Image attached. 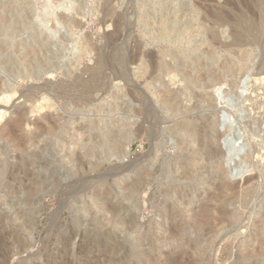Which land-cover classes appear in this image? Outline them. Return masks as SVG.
<instances>
[{
  "label": "rangeland",
  "instance_id": "374dc122",
  "mask_svg": "<svg viewBox=\"0 0 264 264\" xmlns=\"http://www.w3.org/2000/svg\"><path fill=\"white\" fill-rule=\"evenodd\" d=\"M262 28L264 0H0V264H264Z\"/></svg>",
  "mask_w": 264,
  "mask_h": 264
},
{
  "label": "bare ground",
  "instance_id": "6f19581e",
  "mask_svg": "<svg viewBox=\"0 0 264 264\" xmlns=\"http://www.w3.org/2000/svg\"><path fill=\"white\" fill-rule=\"evenodd\" d=\"M206 13V12H205ZM212 13V12H211ZM206 14H208V13H206ZM213 14V13H212ZM262 15H263V13H261ZM174 15H176V14H174ZM206 16V15H205ZM204 16V17H205ZM223 17V16H222ZM224 17H226V16H224ZM205 19V18H204ZM229 19V18H228ZM227 20V19H226ZM261 20V19H260ZM212 21V20H211ZM218 21V20H217ZM263 21V20H262ZM208 22V21H207ZM213 22H215V20L213 21ZM222 22V21H221ZM236 22V21H235ZM205 23V22H204ZM225 23V22H224ZM203 24V23H202ZM207 24V23H206ZM209 24V23H208ZM216 24V23H215ZM229 24V23H228ZM228 24H226V25H228ZM231 24V23H230ZM235 24V23H234ZM237 24V23H236ZM189 25V24H188ZM200 25V24H199ZM218 25V24H217ZM232 25V24H231ZM262 25V24H261ZM212 26V25H211ZM237 26H239V25H237ZM206 27V26H205ZM236 27V26H235ZM240 27V26H239ZM263 27V26H262ZM219 28V27H218ZM231 28V27H230ZM199 29V28H198ZM212 29V28H211ZM233 28H231V30H232ZM262 29H264V28H262ZM234 30V29H233ZM240 30V29H239ZM161 31V30H160ZM164 31V30H163ZM213 31V30H212ZM215 31H216V29H215ZM227 31V30H226ZM241 31H242V28H241ZM245 31V30H244ZM166 32V31H165ZM164 32V33H165ZM209 32H211V30L209 31ZM231 33V32H230ZM233 33V32H232ZM156 34H157V32H156ZM204 34V33H203ZM222 34V33H221ZM242 34V33H241ZM151 35V34H150ZM245 35H246V31H245ZM243 36V35H242ZM241 36V37H242ZM249 36V35H248ZM210 37V36H209ZM212 37V36H211ZM239 37V36H238ZM238 37L236 38L237 40H238ZM240 37V38H241ZM216 38V37H215ZM217 39H219V38H217ZM234 39V38H233ZM215 40V39H214ZM252 40V39H251ZM205 41V40H204ZM219 41V40H218ZM235 40H233L232 42H234ZM160 42V41H159ZM201 42V41H200ZM211 42V41H210ZM251 42V41H250ZM215 43V42H214ZM238 43V42H237ZM248 43V42H247ZM199 44V43H198ZM231 44V43H230ZM252 44V43H251ZM256 44V43H255ZM205 44H203V46H204ZM209 45V44H208ZM216 45V44H215ZM217 45H220V44H217ZM222 45V44H221ZM202 46V45H201ZM202 46V47H203ZM206 46V45H205ZM231 46V45H230ZM230 46H227V47H230ZM239 46V45H238ZM244 46V45H243ZM247 46V45H246ZM251 46V45H250ZM211 47V46H210ZM221 47V46H220ZM205 48V47H204ZM223 48V47H222ZM225 48H226V46H225ZM210 49H212V47L210 48ZM214 49V48H213ZM216 49V48H215ZM264 49V48H263ZM205 50V49H204ZM207 50V49H206ZM209 50V49H208ZM232 50V49H231ZM238 50V49H237ZM176 51V50H175ZM216 51V50H215ZM239 51V50H238ZM245 51V50H244ZM153 52V51H152ZM206 52V51H205ZM219 52V51H218ZM264 52V51H263ZM177 53V52H176ZM203 53H204V51H203ZM233 53V52H232ZM151 54V53H150ZM209 54V53H208ZM216 54V53H215ZM221 54V53H220ZM259 54H260V52H259ZM147 55V54H146ZM187 55V54H186ZM262 55H264V54H262ZM148 56V55H147ZM151 56V55H150ZM176 56V55H175ZM211 56H213V55H211ZM222 56V55H221ZM180 57V56H179ZM179 57H177V58H179ZM262 57V56H261ZM181 58V57H180ZM198 58V57H197ZM155 59V58H154ZM154 59L152 58V57H150V60H151V62H153L154 61ZM182 59V58H181ZM264 59V58H263ZM180 60V59H179ZM219 60H220V58H219ZM229 61V60H228ZM262 61V60H261ZM181 62V61H180ZM183 62V61H182ZM182 62H181V64H182ZM196 62V61H195ZM198 62V61H197ZM213 62V61H212ZM216 62V61H215ZM218 63V62H217ZM156 64V63H155ZM168 64V63H167ZM180 65V64H179ZM197 65V64H196ZM172 67V66H171ZM165 68V67H164ZM168 68V67H167ZM252 69V68H251ZM261 70L256 74V76L254 77V81H255V83L256 84H259V85H261L262 83H263V86H264V62H263V66L260 68ZM159 70V69H158ZM181 70V69H180ZM263 70V71H262ZM25 71V70H24ZM164 71V70H163ZM171 71V70H170ZM169 71V72H170ZM249 71V70H248ZM251 71V70H250ZM249 71V72H250ZM145 72V71H144ZM153 72V71H152ZM248 73V72H247ZM246 73V74H247ZM96 74V73H95ZM94 74V75H95ZM138 74V73H137ZM153 74V73H152ZM157 74V73H156ZM29 75V74H28ZM206 75V74H205ZM249 75V74H248ZM255 75V74H254ZM95 76H97V75H95ZM192 76V75H191ZM225 76V75H224ZM207 77V76H206ZM227 77V76H226ZM233 77V76H232ZM253 77V76H252ZM192 78V77H191ZM222 78V77H221ZM251 78V77H250ZM229 80V79H228ZM215 81V80H214ZM220 81V80H219ZM253 81V80H252ZM204 82H205V80H204ZM156 83V82H155ZM202 83V82H201ZM228 83V82H227ZM206 84H207V82H206ZM200 85V84H199ZM210 85V84H209ZM217 85V84H216ZM221 85V84H220ZM2 86V85H1ZM145 86V85H144ZM253 87V86H252ZM144 88V87H143ZM215 88V87H214ZM235 88V87H234ZM260 88V87H259ZM40 89V88H39ZM38 89V90H39ZM43 89V88H42ZM160 89V88H159ZM258 89V88H257ZM256 89V90H257ZM262 89V88H261ZM214 90V89H213ZM253 90V89H252ZM264 90V89H263ZM1 91V90H0ZM9 91V90H8ZM254 91V90H253ZM46 92V91H45ZM51 92H52V90H51ZM178 92V91H177ZM3 93H5V91L3 92ZM21 93H23V92H21ZM37 93H39V92H37ZM154 93V92H153ZM171 93V92H170ZM254 93V92H253ZM257 93H258V91H257ZM43 94V93H42ZM169 94V93H168ZM203 94V93H202ZM261 94V93H260ZM229 95V94H228ZM1 96V95H0ZM29 96V95H28ZM169 96V95H168ZM168 96H161V97H163V100H164V102L165 103H169V105L172 103V101H170L169 100V97ZM196 96H197V94H196ZM251 96V95H250ZM11 98V95H4L3 97H1L0 98V110H2L3 109V107L4 106H2V105H8V101H9V99ZM260 99H261V97H260ZM251 100L253 101V99H252V97H251ZM175 101V100H174ZM188 101V100H187ZM202 101V100H201ZM191 102V101H190ZM254 102H255V100H254ZM258 102V101H257ZM11 103V102H10ZM189 103V102H188ZM194 103H196V102H194ZM47 104V103H46ZM263 104V105H262ZM261 104V101H260V103L258 104H256V103H253V104H249L250 106H252V108H253V106H255V105H262L263 106V114H264V99H263V103ZM153 105V104H152ZM168 105V106H169ZM173 105H174V103H173ZM150 106V105H149ZM172 106V105H171ZM243 106H245V105H243ZM151 107V106H150ZM213 107H214V105H213ZM175 109V108H174ZM179 109V108H178ZM246 109H248V108H246ZM215 110V109H214ZM220 110V109H219ZM259 110V109H258ZM247 111V110H246ZM249 112H250V110H248ZM173 112H175V111H173ZM241 112V111H240ZM18 113H20V112H18ZM189 113V112H188ZM242 113V112H241ZM5 112H3V111H0V121L1 120H3L4 119V116H5ZM137 114V113H136ZM176 113H174V115H175ZM247 114V113H246ZM23 115V114H22ZM184 115V114H183ZM251 115V114H250ZM207 116V115H206ZM251 117V116H250ZM257 117V116H256ZM189 118V117H188ZM198 118V117H197ZM241 118V117H240ZM220 119V118H219ZM236 119V118H235ZM244 119V118H243ZM262 119V118H261ZM186 120V119H185ZM188 120V119H187ZM239 120V119H238ZM251 120H252V122H250V120H248L249 122V125L248 126H250V128H252V127H254V129L256 130V129H259V120L260 119H256V118H254V115L251 117ZM242 121H244V120H242ZM262 121H264V120H262ZM262 121H261V123H262ZM219 122V121H218ZM52 123V122H51ZM54 123V122H53ZM197 123H198V121H197ZM220 123V122H219ZM55 124V123H54ZM211 123L209 122V121H207L205 124H204V129L205 128H208V129H210L209 128V125H210ZM240 124V123H239ZM44 125V124H43ZM42 125V126H43ZM243 125V124H242ZM263 125H264V123H262V127H263ZM212 126V125H211ZM210 126V127H211ZM244 126V125H243ZM246 126V125H245ZM83 127V126H82ZM46 128V127H45ZM89 128V127H88ZM6 129V128H5ZM44 129V128H43ZM219 129V128H218ZM8 130V129H7ZM15 130V129H14ZM83 130H84V128H83ZM12 131H13V129H12ZM117 131V130H116ZM229 131H231V130H229ZM7 132V131H6ZM45 132H46V130H45ZM80 132V131H79ZM137 132V131H136ZM181 132V131H180ZM250 132V131H249ZM8 133H10V132H8ZM14 133V132H13ZM153 133V132H152ZM259 133H260V131H259ZM223 134V133H222ZM221 134V135H222ZM15 135V134H14ZM44 135V134H43ZM54 135V134H53ZM82 136V135H81ZM215 136V135H214ZM232 136V135H231ZM12 137V133H11V135H8V138H11ZM19 137V136H18ZM152 137V136H151ZM13 138H15V137H13ZM64 138V137H63ZM7 139V138H6ZM16 139V138H15ZM89 140V139H88ZM81 142V141H80ZM21 143V142H20ZM178 143V142H177ZM233 143H235V142H233ZM48 144V143H47ZM255 144V143H254ZM19 145V144H18ZM34 145V144H33ZM36 145V144H35ZM37 145H39V144H37ZM192 145V144H191ZM21 146H22V144H21ZM21 146H19L18 147V149L20 150V149H22L21 148ZM218 146V145H217ZM236 146V145H235ZM262 146V145H261ZM12 147V146H11ZM193 147V146H192ZM216 147V146H215ZM240 147H242V146H240ZM239 147V148H240ZM252 147V146H251ZM3 148V147H2ZM10 148V147H9ZM24 148V147H23ZM239 148H238V150H239ZM244 148V147H243ZM241 149V148H240ZM252 149H254V150H252ZM252 149H251V151H253V153H246V151L244 152V153H240L239 154V156L241 157V158H243V159H245V163H247V161H249V160H252L253 161V157H256L257 156V154H256V152H258L259 150L257 149V147L256 146H254L253 145V147H252ZM262 149V148H261ZM26 150V149H25ZM242 150V149H241ZM240 151V150H239ZM1 153H0V156H1V158H0V164H2L1 165V167H0V169L2 168V171H1V174L4 176H6V174L11 178L12 177V170H13V168H14V166H11L10 168L8 167V169H6V171H5V168H6V162H7V160H6V157H7V152L5 151V150H2V151H0ZM12 152V151H11ZM242 152V151H241ZM248 152V151H247ZM261 152V151H260ZM22 153V152H21ZM87 153V152H86ZM239 153V152H238ZM255 154H256V156H255ZM21 155V154H20ZM68 155V154H67ZM150 155V154H149ZM69 156V155H68ZM87 156V155H86ZM18 157V156H17ZM21 160H22V156H20L19 157ZM18 158V159H19ZM66 158V157H65ZM69 158V157H68ZM205 158V157H204ZM70 159V158H69ZM255 159V158H254ZM257 160L258 159H261V155H260V157H259V155H258V157L256 158ZM255 159V160H256ZM21 160H20V162L18 161V163H16V167H20V168H18L17 169V171L19 172V175H21V176H23V178L22 177H20L23 181H25V183H26V180H28V178L26 179L25 177V175H26V171L25 170H23V169H21L22 167V163H21ZM256 160V162H258V161H260V160H258L257 161ZM81 161V160H80ZM82 162V161H81ZM254 162V161H253ZM252 162V163H253ZM255 162V163H256ZM41 163V162H40ZM39 163V164H40ZM82 164V163H81ZM258 164V163H257ZM259 164H261L260 162H259ZM11 165V164H10ZM32 165V164H31ZM202 165V164H201ZM254 165V164H253ZM261 165H263V163L261 164ZM40 166V165H39ZM42 166H43V164H42ZM51 166V165H50ZM84 166V165H83ZM89 166V165H88ZM250 166V165H249ZM252 166V165H251ZM31 167V166H30ZM44 167L46 168V165H44ZM43 167V168H44ZM77 167V166H76ZM248 167V166H247ZM258 168V170H259V172L261 171V173L263 174V176H264V166L262 167L261 166V168H260V166H257ZM82 168V167H81ZM87 168V167H86ZM126 168V167H125ZM124 168V169H125ZM130 168V167H129ZM220 168H222V167H220ZM245 168H246V166H245ZM254 168V167H253ZM256 168V167H255ZM15 169V168H14ZM234 169V168H233ZM250 169V168H249ZM16 170V169H15ZM36 170V169H35ZM127 170V169H126ZM196 170V169H195ZM244 170V169H243ZM29 171V170H28ZM34 171V170H33ZM79 171V170H78ZM30 172H32V171H30ZM56 172H58V171H56ZM77 172V171H76ZM121 172H123V171H121ZM227 172V174H234V172L231 170V171H226ZM240 172V171H239ZM238 172V173H239ZM38 173V172H37ZM79 173H80V171H79ZM245 173V172H244ZM0 174V175H1ZM18 174V173H17ZM113 174H115V173H113ZM254 174V173H253ZM256 174V173H255ZM82 175V174H81ZM76 176V175H75ZM78 176V175H77ZM110 176H112V174L110 175ZM154 176V175H153ZM192 176V175H191ZM34 177V176H33ZM47 177V176H46ZM80 177V176H79ZM51 178H55V176L54 177H51ZM57 178V177H56ZM154 178V177H153ZM257 178V177H256ZM264 178V177H263ZM3 179V178H2ZM12 179V178H11ZM35 179V178H34ZM83 179V178H82ZM143 179V178H142ZM216 179V178H215ZM246 179V178H245ZM42 180H44V178L42 179ZM52 180V179H51ZM50 180V181H51ZM59 180V179H58ZM84 180V179H83ZM83 180H81V181H83ZM250 180V179H249ZM251 180H253V179H251ZM15 182V181H14ZM56 182V181H55ZM54 182V183H55ZM74 182V181H73ZM247 182V181H246ZM12 183V182H11ZM12 184H15V183H12ZM11 184V185H12ZM53 184V183H52ZM56 184H58V183H56ZM223 184H224V187H223V189L226 191V192H233L234 193V190H235V187L233 186V185H231V184H229V183H226L225 181L223 182ZM19 185V184H18ZM77 185V184H76ZM80 185V184H79ZM128 185H129V183H128ZM145 185V184H144ZM21 186V185H20ZM23 186V185H22ZM59 185H57V187H58ZM74 186V185H73ZM86 186V185H85ZM148 186V185H147ZM19 187V186H18ZM26 187V186H25ZM24 187V188H25ZM49 187V186H48ZM63 187H64V185H63ZM76 187V186H75ZM77 187H78V185H77ZM83 187V186H82ZM129 187V186H128ZM138 187V186H137ZM153 187V186H152ZM79 188H81V187H79ZM146 188V187H145ZM150 188V187H149ZM262 188V187H261ZM264 188V187H263ZM0 189H1V187H0ZM10 189H11V187H10ZM33 189V188H32ZM151 189V188H150ZM12 190V189H11ZM19 190H20V188H19ZM18 190V192H20L21 193V190L19 191ZM70 190H71V187H70ZM76 190V189H75ZM155 190V189H154ZM24 191V190H23ZM37 191H39V190H37ZM50 191V190H49ZM52 191V190H51ZM258 191V190H257ZM67 192V191H66ZM77 192V190L74 192V193H76ZM148 192H150V191H148ZM14 193V192H13ZM64 194V193H63ZM62 194V195H63ZM230 194V193H229ZM228 194V195H229ZM69 196L68 197H71L70 196V194H68ZM72 195V194H71ZM75 195V194H74ZM231 195V194H230ZM144 196V195H143ZM220 196V195H219ZM235 196V195H234ZM23 197V196H22ZM64 197H65V195H64ZM142 197V196H141ZM214 197V196H213ZM224 197V196H223ZM256 199V198H255ZM181 201V200H180ZM227 201V200H226ZM254 201V200H253ZM213 202V201H212ZM215 203V202H214ZM245 203V202H244ZM117 204V203H116ZM147 205V204H146ZM145 205V206H146ZM112 206H110V208H111ZM202 207V206H201ZM264 207V206H263ZM234 208V207H233ZM252 208V207H251ZM115 209V208H114ZM218 209H220L219 207H218ZM239 209V208H238ZM253 209V208H252ZM119 210V209H118ZM186 210V209H185ZM216 210V209H215ZM197 211V210H196ZM201 211V210H200ZM220 211H222V209H220ZM219 211V212H220ZM250 211H251V209H250ZM110 212H112L113 213V211H110ZM119 212V211H118ZM219 212H217V213H219ZM115 213H117V212H115ZM114 213V214H115ZM196 214V213H195ZM198 214V213H197ZM233 214H237V211H230V210H228V208H224L223 209V211L222 212H220V221L223 223V222H225V220L226 221H228L229 219H230V216L231 215H233ZM240 214V213H239ZM245 215V214H244ZM117 216V215H116ZM115 217V216H114ZM118 217V216H117ZM196 218V217H195ZM215 219V218H214ZM213 219V220H214ZM218 218L216 217V219L215 220H217ZM132 220V219H131ZM214 220V222H217V221H215ZM218 220V222H219V224H220V221ZM211 224H213V222L211 223ZM218 224V225H219ZM229 226V225H228ZM214 227H216V226H214ZM213 227V228H214ZM218 227V226H217ZM129 228L131 229V227L129 226ZM226 230V229H225ZM225 233V232H224ZM169 235V234H168ZM172 235V234H171ZM227 235V234H226Z\"/></svg>",
  "mask_w": 264,
  "mask_h": 264
}]
</instances>
